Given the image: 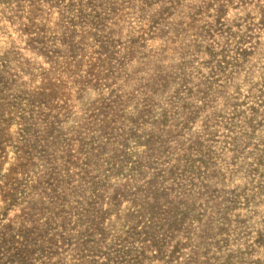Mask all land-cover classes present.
<instances>
[{"label":"rangeland","instance_id":"obj_1","mask_svg":"<svg viewBox=\"0 0 264 264\" xmlns=\"http://www.w3.org/2000/svg\"><path fill=\"white\" fill-rule=\"evenodd\" d=\"M0 264H264V0H0Z\"/></svg>","mask_w":264,"mask_h":264}]
</instances>
